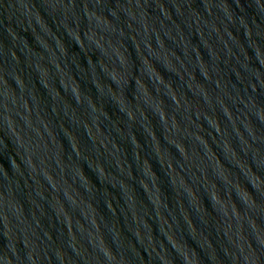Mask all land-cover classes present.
<instances>
[{
	"label": "water",
	"instance_id": "95a60500",
	"mask_svg": "<svg viewBox=\"0 0 264 264\" xmlns=\"http://www.w3.org/2000/svg\"><path fill=\"white\" fill-rule=\"evenodd\" d=\"M0 264H264V0H0Z\"/></svg>",
	"mask_w": 264,
	"mask_h": 264
}]
</instances>
